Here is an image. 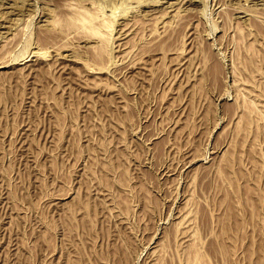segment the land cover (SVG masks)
I'll use <instances>...</instances> for the list:
<instances>
[{
    "label": "rangeland",
    "instance_id": "374dc122",
    "mask_svg": "<svg viewBox=\"0 0 264 264\" xmlns=\"http://www.w3.org/2000/svg\"><path fill=\"white\" fill-rule=\"evenodd\" d=\"M164 1L0 0V264H264V0Z\"/></svg>",
    "mask_w": 264,
    "mask_h": 264
},
{
    "label": "bare ground",
    "instance_id": "6f19581e",
    "mask_svg": "<svg viewBox=\"0 0 264 264\" xmlns=\"http://www.w3.org/2000/svg\"><path fill=\"white\" fill-rule=\"evenodd\" d=\"M127 2H128V0H126ZM157 1H159V0H157ZM160 1H163V0H160ZM166 1V0H165ZM164 1V2H165ZM168 1V0H167ZM132 2H134V1H132ZM154 2V1H153ZM170 2V1H169ZM136 3H138V2H136ZM149 3V2H148ZM150 3H152V2H150ZM149 3V4H150ZM156 3V2H155ZM158 3V2H157ZM161 3V2H160ZM163 3V2H162ZM171 3V2H170ZM153 4V3H152ZM165 4H167V3H165ZM171 4H173V2L171 3ZM171 4H169V6H172ZM156 5V4H155ZM158 5H159V3H158ZM151 6V5H150ZM115 7V6H114ZM158 7V6H157ZM165 7V6H164ZM166 7H168V6H166ZM173 7H174V4H173ZM187 7H189V6H187ZM161 8V7H160ZM190 8V7H189ZM82 9H84V10H82ZM85 9H87V7H81L80 8V10L77 12V14L75 13V17L73 16L71 19H72V21H69L70 23H68L67 25H69V26H71V27H76V26H82V27H85L86 29H89L90 31H92V32H97L98 31V29H103L104 28V25H107L110 29L112 28L111 26H113L115 23L113 22V21H109L110 19H109V16H107V14H105V17H106V19H103L102 17H104V16H102V17H100V18H98V20L96 19L97 17H96V15L94 14V13H92V12H90L89 11V9L88 10H85ZM150 9V8H149ZM173 8H171V10H172ZM187 9V8H186ZM192 9V8H191ZM78 10V9H77ZM154 10V9H153ZM152 10V11H153ZM158 10V9H157ZM156 10V11H157ZM174 10V9H173ZM188 10V9H187ZM114 11H115V9H114ZM147 11V10H146ZM152 11H151V13L150 14H154V11H153V13H152ZM155 11V12H156ZM167 11V10H166ZM168 11H170V10H168ZM175 11V10H174ZM191 11V10H190ZM74 12H76V11H74ZM113 12V11H112ZM147 13H149L148 11H147ZM146 12H145V14H147ZM157 13V12H156ZM169 13V12H168ZM145 14H143L144 15V17H146L145 19L147 20L148 18H150V17H152V15L150 16V17H147V15L145 16ZM164 14H166V12H164ZM248 14H250V13H248ZM110 15V14H109ZM154 15H156V14H154ZM153 15V16H154ZM158 15V14H157ZM162 16H164L163 15V12H162V14H161ZM159 16H160V12H159ZM104 17V18H105ZM107 17H108V19H107ZM135 17V16H134ZM158 17V16H157ZM161 17V16H160ZM167 17V16H166ZM249 17V16H248ZM130 18V17H129ZM128 18V20L126 21V22H124L123 21V24L121 25V29H129L130 27H131V25L133 24V19L131 18V19H129ZM153 18V17H152ZM159 18V17H158ZM163 18V17H162ZM245 18V17H244ZM247 18V17H246ZM100 19V20H99ZM102 19V20H101ZM136 18H134V20H135ZM138 19V18H137ZM42 20V19H41ZM150 20V19H149ZM144 22V21H143ZM135 23H136V20H135ZM134 25V24H133ZM132 25V26H133ZM136 25H138V24H136ZM61 26H63L64 27V25H61ZM68 26V27H69ZM68 27H66V28H68ZM108 27H106L105 29H107ZM137 27V26H136ZM117 28V27H116ZM134 27H132V29H133ZM55 48V47H54ZM54 50V49H53ZM56 51V50H55ZM55 53V52H54ZM56 54V53H55ZM54 55V54H53ZM58 55V54H57ZM68 55V54H67ZM72 59V58H71ZM74 59V58H73Z\"/></svg>",
    "mask_w": 264,
    "mask_h": 264
}]
</instances>
